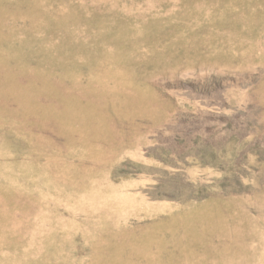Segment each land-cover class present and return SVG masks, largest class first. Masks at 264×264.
<instances>
[{
  "label": "rangeland",
  "instance_id": "rangeland-1",
  "mask_svg": "<svg viewBox=\"0 0 264 264\" xmlns=\"http://www.w3.org/2000/svg\"><path fill=\"white\" fill-rule=\"evenodd\" d=\"M0 264H264V0H0Z\"/></svg>",
  "mask_w": 264,
  "mask_h": 264
}]
</instances>
